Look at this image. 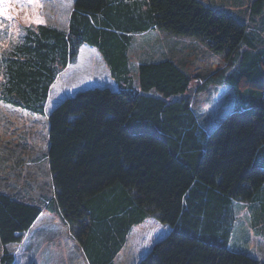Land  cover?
<instances>
[{
    "label": "trees",
    "instance_id": "16d2710c",
    "mask_svg": "<svg viewBox=\"0 0 264 264\" xmlns=\"http://www.w3.org/2000/svg\"><path fill=\"white\" fill-rule=\"evenodd\" d=\"M263 8L253 0L249 14ZM162 33L199 39L227 57L209 80L233 99L211 126L193 107L185 66L166 49L153 58ZM7 39L0 30V42ZM263 42L242 18L201 0H72L66 26H23L7 40L0 100L9 107L43 115L50 87L82 45L96 49L117 86L77 91L48 114L42 159L53 195L45 209L68 226L87 264H113L147 218L169 232L138 264H264L233 227L243 208L256 233L264 225ZM41 213L0 192V244L19 242ZM0 261L13 264L12 253L5 248Z\"/></svg>",
    "mask_w": 264,
    "mask_h": 264
},
{
    "label": "rangeland",
    "instance_id": "374dc122",
    "mask_svg": "<svg viewBox=\"0 0 264 264\" xmlns=\"http://www.w3.org/2000/svg\"><path fill=\"white\" fill-rule=\"evenodd\" d=\"M201 1L242 18L249 31L264 35V8L257 15H250L253 0ZM70 7V0H0V30L7 32L8 39H15L23 26L51 24L60 27L65 25ZM140 37H134L135 44ZM7 40L0 42V49L5 47ZM158 40L160 47L151 50L153 58L162 57L166 49L165 56L181 67L185 66L192 79L187 93L193 107L209 126L216 123L217 113L233 98L229 87L211 84L209 76L211 70L228 62L227 57L213 53L203 41L192 37L162 33ZM145 48L146 59L145 52L150 48ZM129 59L136 64L140 56L131 53ZM106 67L95 51L81 50L76 60L60 71L50 87L43 115L9 107L0 100V192L42 207L41 215L19 242L5 247L0 244V258L6 248L13 255V264H87L68 226L56 212L45 209L44 201L50 199L53 193L50 173L42 156L47 144L48 114L58 102L89 87L116 90L117 86L107 74ZM135 74L133 81L137 84ZM260 86L264 87V82ZM246 212L243 208L236 213L233 227L247 235L250 252L246 253L264 260V225H259L260 232L256 233L249 227L252 217ZM168 232L169 227L156 219L147 218L134 225L113 264H138L151 246ZM234 243L243 241L234 235ZM230 248L242 251L231 245Z\"/></svg>",
    "mask_w": 264,
    "mask_h": 264
},
{
    "label": "crops",
    "instance_id": "0c3cea01",
    "mask_svg": "<svg viewBox=\"0 0 264 264\" xmlns=\"http://www.w3.org/2000/svg\"><path fill=\"white\" fill-rule=\"evenodd\" d=\"M70 5H71V7H70V10H69V12H68V15H67L66 21L64 22L65 25H63V26H66V24H67L68 17H69V15H70V12H71V9H72V0H70ZM64 23H63V24H64ZM137 35H140V34H137ZM88 49L95 51V52L97 53V57H100V58L102 59V57H101L100 54L96 51V49L93 48V47H91V46H88V45H82V46L79 48L78 55L80 54L81 50H88ZM106 69H107V67H106ZM107 74H109V73H108V69H107Z\"/></svg>",
    "mask_w": 264,
    "mask_h": 264
}]
</instances>
